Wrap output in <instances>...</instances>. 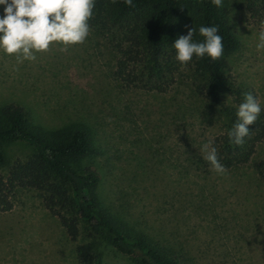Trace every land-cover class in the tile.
Masks as SVG:
<instances>
[{
	"label": "rangeland",
	"instance_id": "obj_1",
	"mask_svg": "<svg viewBox=\"0 0 264 264\" xmlns=\"http://www.w3.org/2000/svg\"><path fill=\"white\" fill-rule=\"evenodd\" d=\"M252 4L258 0H238L230 12L239 49L228 58L229 72L264 108V50L256 49L264 10ZM36 57L18 63L0 51V105L24 106L45 129L86 126L99 153L84 164L99 174L105 209L194 264H264V180L256 171L264 142L246 165L223 175L197 164L220 129L193 92L188 63L178 62L158 93L116 79L114 55L91 33L66 51L55 42ZM4 151L8 164L32 154L24 143ZM13 202L10 212L0 211V264H78L74 244L35 190L17 189ZM104 256V264H133L110 250Z\"/></svg>",
	"mask_w": 264,
	"mask_h": 264
},
{
	"label": "trees",
	"instance_id": "obj_2",
	"mask_svg": "<svg viewBox=\"0 0 264 264\" xmlns=\"http://www.w3.org/2000/svg\"><path fill=\"white\" fill-rule=\"evenodd\" d=\"M237 1L222 0V7H217L211 0H133L134 6L129 7L124 0H116L115 4L96 0L94 14L87 21L91 36L104 39L114 55L116 79L127 88L158 93L166 91L179 67L174 41L193 26V40L202 42L200 26L218 27L224 46L222 57L212 60L193 56L188 68L194 94L218 116L220 131L211 141L227 170L246 165L264 142L263 107L256 122L249 125L243 145L230 143L228 136L244 93L256 97L237 85L229 72L228 58L239 49L229 19ZM252 7L264 10V0ZM14 143L29 145L32 154L24 161L8 164L4 148ZM98 153L83 124L45 129L32 122L24 106L0 105V211L13 209L17 189L35 190L44 208L74 244L78 264H104V252L109 250L133 264H194L183 251L135 230L102 206L97 194L99 174L84 164ZM197 164L211 167L202 159ZM256 171L264 180V159Z\"/></svg>",
	"mask_w": 264,
	"mask_h": 264
},
{
	"label": "clouds",
	"instance_id": "obj_3",
	"mask_svg": "<svg viewBox=\"0 0 264 264\" xmlns=\"http://www.w3.org/2000/svg\"><path fill=\"white\" fill-rule=\"evenodd\" d=\"M113 4L116 0H111ZM212 4L222 7V0H211ZM133 7V0H124ZM96 0H0L4 14L0 17V51L6 55L15 54L18 63L35 61L36 52L51 49L55 42L60 51L83 43L90 35L87 23L95 9ZM188 27L187 25L185 26ZM217 26H200L202 42L193 40L196 29L188 28L187 35L179 36L173 43L175 59L186 65L193 56L210 57L217 60L223 55V41ZM257 51L264 50V22L258 33ZM262 111L260 101L252 93H244V100L239 104L236 122L228 132L230 143L243 145L249 135V125L256 122ZM203 159L211 169L223 175L227 169L219 161L217 149L210 140L202 146Z\"/></svg>",
	"mask_w": 264,
	"mask_h": 264
}]
</instances>
